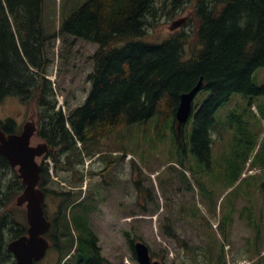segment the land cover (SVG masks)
Returning a JSON list of instances; mask_svg holds the SVG:
<instances>
[{
	"label": "trees",
	"instance_id": "16d2710c",
	"mask_svg": "<svg viewBox=\"0 0 264 264\" xmlns=\"http://www.w3.org/2000/svg\"><path fill=\"white\" fill-rule=\"evenodd\" d=\"M171 3L175 12L193 4L198 47L193 46L187 58L183 55L184 35L161 43L147 41L146 16L154 0H88L51 35L42 25L43 0H0V102L16 97L37 110L36 136L49 146L41 162L39 188L46 196L53 192L62 198L48 233L51 247L59 253L58 264H107L89 227L98 192L93 193L92 203L85 201L88 195L83 196L81 189L85 176L77 168L85 153L92 156L102 139L155 118L157 135L170 129L180 147L182 128L177 130L175 120L180 96L201 80L199 92H207L208 97L198 109L193 108L190 151L198 163L210 168L215 113L235 94L250 99L264 95V86L254 83L255 72L264 67V0ZM63 36L97 46L90 90L82 105L67 115L56 110L57 100L47 79V44ZM232 118L233 112L227 119ZM0 124L6 133H17L12 119ZM47 158L54 170L72 171L77 192L47 188L52 182L44 163ZM99 175L106 183L104 173ZM22 190L16 171L0 155V211L9 197ZM85 190L88 193V185ZM4 219L0 214V235ZM16 233L19 236L22 230ZM164 235L179 241L170 224H166ZM125 237L136 259L135 241L128 233ZM182 247L192 250L183 243Z\"/></svg>",
	"mask_w": 264,
	"mask_h": 264
},
{
	"label": "rangeland",
	"instance_id": "374dc122",
	"mask_svg": "<svg viewBox=\"0 0 264 264\" xmlns=\"http://www.w3.org/2000/svg\"><path fill=\"white\" fill-rule=\"evenodd\" d=\"M87 1L43 0L45 33L57 32ZM192 8L188 3L175 12L171 0H154L146 16L147 41L161 43L184 35L183 55L189 57L191 48L198 47ZM174 22L180 25L171 29ZM96 49V45L70 36L47 44L48 78L53 83L58 111L64 115L81 106L90 90ZM254 83L264 86V67L255 72ZM207 97V92H199L194 107L198 109ZM263 109L264 95L250 99L236 94L218 109L210 168L198 163L190 151L192 119L178 137L180 147L170 129L157 135L155 118H151L102 139L94 156L85 153L77 168L85 176L82 189L85 183L88 185V193L83 191V196L88 195L85 201L92 203L93 193L98 192L89 227L107 263L138 264L125 237L128 233L131 240L143 242L152 260L161 264H239L241 260L264 264ZM231 112L233 118L228 120ZM35 113L34 105L15 97L0 102V122L13 119L18 130L33 117L38 125ZM39 143L42 141L36 137L31 140L33 146ZM129 155L133 160L127 162ZM245 158L248 161L244 165ZM37 163H41L40 158ZM56 170L52 162L48 164L52 182L47 188L57 192L79 190L74 189L77 177L72 171ZM100 172L106 183H102ZM15 198H8L0 214H9L16 233L17 228L26 227V218L24 207H15ZM61 199L53 192L46 197L45 212L50 221L55 219ZM166 224L173 227L179 241L164 235ZM182 243L192 250L183 248ZM58 261V251L50 248L37 264Z\"/></svg>",
	"mask_w": 264,
	"mask_h": 264
},
{
	"label": "water",
	"instance_id": "95a60500",
	"mask_svg": "<svg viewBox=\"0 0 264 264\" xmlns=\"http://www.w3.org/2000/svg\"><path fill=\"white\" fill-rule=\"evenodd\" d=\"M180 22H174L171 29L177 28ZM202 86L198 84L188 93L180 96V103L175 113V119L182 126L189 119L192 112V102ZM36 132L34 120L27 121L20 134H7L0 127V154L9 162V165L17 169V174L24 188L16 198L17 206L24 205L28 223L27 234L8 244V250L14 254L16 264H33L45 255L48 241L44 237L50 228L43 211L44 193L38 188L41 166L36 159L48 151L45 142L35 146L31 145V139ZM134 252L139 264H161L152 261L148 247L142 242L134 244Z\"/></svg>",
	"mask_w": 264,
	"mask_h": 264
},
{
	"label": "flooded vegetation",
	"instance_id": "af4514ba",
	"mask_svg": "<svg viewBox=\"0 0 264 264\" xmlns=\"http://www.w3.org/2000/svg\"><path fill=\"white\" fill-rule=\"evenodd\" d=\"M8 216L9 214L6 213L3 222L4 228L2 229V233L0 235V264H15L14 256L7 249L8 242L14 239L12 233H15V229L12 228V219L9 220ZM19 230H22V228L16 229V231ZM7 233H9V235H7Z\"/></svg>",
	"mask_w": 264,
	"mask_h": 264
}]
</instances>
